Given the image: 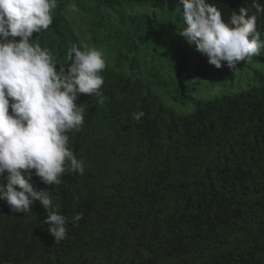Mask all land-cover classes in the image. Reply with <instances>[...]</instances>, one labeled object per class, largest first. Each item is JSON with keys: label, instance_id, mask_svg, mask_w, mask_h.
<instances>
[{"label": "trees", "instance_id": "1", "mask_svg": "<svg viewBox=\"0 0 264 264\" xmlns=\"http://www.w3.org/2000/svg\"><path fill=\"white\" fill-rule=\"evenodd\" d=\"M110 1L182 7L178 0ZM210 2L225 20L242 6L255 11L252 0ZM52 16L30 39L52 52L59 70L70 63V46L81 44L57 11ZM257 30L264 39V14ZM193 50L196 61L180 55L168 78H158L175 104L158 95L153 79L128 71V54L106 59L104 105L78 94L84 124L69 134L84 173L66 172L49 186L31 170L34 187L49 192L58 212L82 213L81 220L69 219L66 238L55 243L39 201L17 213L0 200V264H264V54L232 71ZM193 78L214 80L217 89L196 96L198 88L184 83Z\"/></svg>", "mask_w": 264, "mask_h": 264}, {"label": "clouds", "instance_id": "2", "mask_svg": "<svg viewBox=\"0 0 264 264\" xmlns=\"http://www.w3.org/2000/svg\"><path fill=\"white\" fill-rule=\"evenodd\" d=\"M178 2L184 22L178 34L216 68L226 64L235 71L264 51L257 30L264 14L260 0H252L254 12L242 6L227 20L210 0ZM56 7L57 0H0V200L17 213L31 211L39 201L47 212V231L59 243L68 234L69 219L75 225L83 214H60L49 192L34 187L31 170L49 186L60 184L66 172L84 173L83 160L68 147L69 134L84 124L78 94L95 95L104 105L100 89L106 59L95 47L72 44L67 52L70 63L67 68L59 64L57 70L52 52L30 39L49 28ZM184 83L194 85L196 78ZM143 116V111L132 113L137 121Z\"/></svg>", "mask_w": 264, "mask_h": 264}, {"label": "rangeland", "instance_id": "3", "mask_svg": "<svg viewBox=\"0 0 264 264\" xmlns=\"http://www.w3.org/2000/svg\"><path fill=\"white\" fill-rule=\"evenodd\" d=\"M54 10L66 20L81 46L103 51L110 62L120 52L128 54V71L139 74L143 80L153 79L151 82L157 84L158 95L165 102L175 104L169 95L171 89H162L159 79L168 78L178 56L185 54L190 60H197L195 46H189L178 34L182 16L177 9L124 2L118 5L110 0H57ZM146 33L148 40L139 43V36ZM133 44L137 49L131 46ZM133 58H137L138 64L131 62ZM194 86L198 88L196 96L203 97L217 89L214 80L207 79L196 80Z\"/></svg>", "mask_w": 264, "mask_h": 264}]
</instances>
